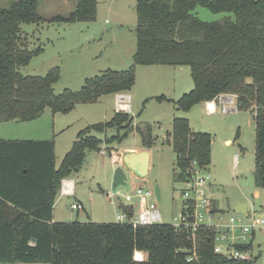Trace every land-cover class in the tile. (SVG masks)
Instances as JSON below:
<instances>
[{
	"label": "trees",
	"instance_id": "1",
	"mask_svg": "<svg viewBox=\"0 0 264 264\" xmlns=\"http://www.w3.org/2000/svg\"><path fill=\"white\" fill-rule=\"evenodd\" d=\"M41 1L14 0L0 8V124L32 122L46 109L65 115L103 96L128 94L135 85L134 66L188 67L193 88L174 102L177 109L187 112L229 95L236 111H250L255 122L254 186L264 188V0H135L133 65L106 70L86 79L78 91L59 94L53 91L58 67L43 76L20 73L42 52L27 49L20 29L21 24L45 22L38 12ZM96 7L97 0H75L71 14L50 21L90 23ZM198 8L222 16L205 22L195 15ZM155 100L168 101L164 96ZM130 121L128 113L117 112L105 123L80 130L58 167L52 139L0 140V264H260L258 257L248 262L216 254L214 233L204 228L197 232L196 259L186 262L193 243L169 224L52 221L61 180L81 167L87 151L100 150L102 141L93 133L116 129L108 144H120L130 133ZM121 130L126 131L119 136ZM136 132L142 147L150 149L151 126L136 127ZM170 136L176 181L186 179L191 161L210 164V134L191 132L187 119L174 118ZM125 210L130 217L131 208ZM136 251L144 261H134Z\"/></svg>",
	"mask_w": 264,
	"mask_h": 264
},
{
	"label": "rangeland",
	"instance_id": "2",
	"mask_svg": "<svg viewBox=\"0 0 264 264\" xmlns=\"http://www.w3.org/2000/svg\"><path fill=\"white\" fill-rule=\"evenodd\" d=\"M14 0H10L8 5ZM72 0H42L38 12L45 22L21 24V36L27 49L41 48L42 52L20 69L26 76H43L51 68H59V79L53 85L55 94L65 89L78 91L84 81L106 70L123 71L133 65L135 51V0H97L96 18L93 22L61 23L50 21L53 17H67L75 8ZM6 1H0V4ZM63 2V3H62ZM1 7V6H0ZM7 7V6H6ZM5 8V7H4ZM195 15L202 21L212 22L222 15H214L198 8ZM135 85L130 92L131 121L126 129L128 137L120 144H108L116 129L93 133L102 141L100 153L87 151L81 167L70 175L75 183L74 197H55L53 217L57 222L116 223L122 198L110 200L115 171L112 152L140 143L136 127L151 126L154 139L150 148L149 174L140 179L127 174L124 185L115 188L129 193L136 187L153 189L158 185L160 201L158 211L163 224H173L181 208L182 183L176 181V155L172 151L171 123L173 118L188 120L191 132L211 135V161L207 170L211 174L210 198L216 200L218 211L226 218L230 206L247 203L257 214H264V188L254 186L255 122L250 111L222 113L221 103L217 111L207 114L205 104H197L189 111L178 110L167 101L158 102L155 97L164 96L174 102L189 93L193 82L188 67L134 66ZM149 71V72H148ZM153 71V72H152ZM137 75V76H136ZM208 103V102H207ZM115 96L101 97L95 104H80L68 114L53 115L46 109L32 122H6L0 124L2 140H54L55 166L58 167L69 151L76 135L88 126L105 123L117 113ZM128 127V128H127ZM127 130V131H128ZM126 130H121L119 136ZM107 142V143H106ZM114 147V148H111ZM258 191V196H256ZM81 202L82 210H71L73 203ZM258 262L264 264V233H257L252 240V250Z\"/></svg>",
	"mask_w": 264,
	"mask_h": 264
},
{
	"label": "built area",
	"instance_id": "3",
	"mask_svg": "<svg viewBox=\"0 0 264 264\" xmlns=\"http://www.w3.org/2000/svg\"><path fill=\"white\" fill-rule=\"evenodd\" d=\"M220 111L222 113L235 112L234 97L221 95L218 97ZM214 103V102H213ZM210 109L208 103L205 104L206 112L215 113L217 105ZM116 112H130V97L126 94L115 95ZM181 158V156H177ZM115 164L120 163L121 155L112 156ZM75 183L70 178L61 180L59 193L61 197H74ZM211 174L207 166H201L196 161H191L187 170V177L182 182L180 190L181 208L173 224L177 232L185 233L193 243L191 255L186 258V262L196 259L195 245L197 232L206 229L214 233V252L224 256L226 259L235 261H252L254 258L252 250V240L257 233H264V214H257L248 205L245 214L232 213L224 218L223 213L215 208L213 199L210 198ZM107 199L115 200L122 198L124 204L119 206L120 213L115 216L116 223L130 224L136 226H152L163 224L158 211V201L153 189L146 187H136L129 193H120L115 189L106 194ZM131 208L132 214L129 217L125 209ZM71 210H82L79 203L70 206ZM245 246V250L238 247ZM134 261H144L142 252H134Z\"/></svg>",
	"mask_w": 264,
	"mask_h": 264
},
{
	"label": "water",
	"instance_id": "4",
	"mask_svg": "<svg viewBox=\"0 0 264 264\" xmlns=\"http://www.w3.org/2000/svg\"><path fill=\"white\" fill-rule=\"evenodd\" d=\"M127 174L140 179H146L149 174V151H124L121 154V161L115 171L113 189L124 185ZM154 192L157 201H160V191L155 185ZM248 209L247 203H240L230 207L232 213L245 214Z\"/></svg>",
	"mask_w": 264,
	"mask_h": 264
},
{
	"label": "crops",
	"instance_id": "5",
	"mask_svg": "<svg viewBox=\"0 0 264 264\" xmlns=\"http://www.w3.org/2000/svg\"><path fill=\"white\" fill-rule=\"evenodd\" d=\"M0 1H6V2H3V3H1L0 4V8H4V7H6V6H8V2L10 1V0H0ZM52 1V3H54L56 0H51ZM72 2H73V4L75 5V0H72L71 1V5H72ZM63 3V2H62ZM98 3V2H97ZM149 72V71H148ZM153 72V71H152ZM137 76V75H136ZM126 95H128L129 97H130V93H128V94H126ZM115 96V95H114ZM168 99V98H167ZM167 102H170V103H173L174 104V101L172 100V99H168V101ZM204 104H206V103H204ZM130 109H131V107H130ZM206 110V109H205ZM114 111H116L115 110V106H114ZM217 111V110H216ZM207 114H209V113H207ZM175 118V117H174ZM173 118V119H174ZM10 122H14V121H10ZM9 123V122H8ZM0 140H2V139H0ZM15 140H18V139H15ZM212 140V139H211ZM38 141H40V140H38ZM212 142V141H211ZM111 148H114V147H111ZM145 150H147V151H149V161H150V159H151V153H150V149H145L144 147H142V145L139 143V144H135L134 146H132V147H123V148H121V149H119V151H116V152H112V150H111V156H114V155H121L124 151H135V152H140V151H145ZM100 151L101 150H99L97 153H100ZM74 195H75V193H74ZM256 196H258V191H256ZM214 200V199H213ZM77 203H79V204H81L82 205V203L81 202H77ZM213 203H214V205H215V208L216 209H218V206H217V202H216V200H214L213 201ZM74 204V203H73ZM236 204H240V203H236ZM236 204H232L231 206H233V205H236ZM121 205V204H120ZM249 205V204H248ZM230 206V207H231ZM82 207H83V205H82ZM86 218L88 219V222H90L89 220V218H90V216L87 214L86 215ZM53 222H57L55 219H54V217H53V220H52Z\"/></svg>",
	"mask_w": 264,
	"mask_h": 264
},
{
	"label": "bare ground",
	"instance_id": "6",
	"mask_svg": "<svg viewBox=\"0 0 264 264\" xmlns=\"http://www.w3.org/2000/svg\"><path fill=\"white\" fill-rule=\"evenodd\" d=\"M208 106L210 109H214L215 104L213 103V101H211V102H208Z\"/></svg>",
	"mask_w": 264,
	"mask_h": 264
}]
</instances>
